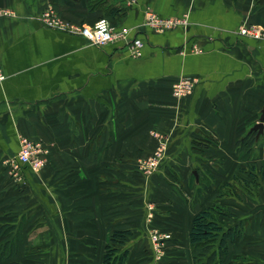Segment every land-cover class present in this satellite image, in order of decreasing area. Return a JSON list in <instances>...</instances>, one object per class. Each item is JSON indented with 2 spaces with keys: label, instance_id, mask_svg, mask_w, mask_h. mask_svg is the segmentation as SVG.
<instances>
[{
  "label": "crops",
  "instance_id": "0c3cea01",
  "mask_svg": "<svg viewBox=\"0 0 264 264\" xmlns=\"http://www.w3.org/2000/svg\"><path fill=\"white\" fill-rule=\"evenodd\" d=\"M114 5L123 13L106 15ZM48 8L74 26L108 16L142 41L140 54L49 28L39 20ZM0 9V246L5 229L17 237L12 260L101 264L113 230L140 234L153 220L172 241L156 260L127 241L124 264H201L192 218L218 205L231 213L224 228L246 222L221 264H264V178L249 200L223 190L246 165L264 173V121L249 154L235 149L264 107V41L237 29L264 27V0H0ZM148 12L187 23L154 32ZM185 78L196 79L191 92L175 97ZM154 132L166 149L145 174ZM21 138L46 149L39 170L18 163Z\"/></svg>",
  "mask_w": 264,
  "mask_h": 264
},
{
  "label": "trees",
  "instance_id": "16d2710c",
  "mask_svg": "<svg viewBox=\"0 0 264 264\" xmlns=\"http://www.w3.org/2000/svg\"><path fill=\"white\" fill-rule=\"evenodd\" d=\"M106 13V15L117 17L123 13V8L118 5L109 6ZM100 17L107 18L108 16ZM108 20L111 24L116 25L111 19ZM256 143L255 132H247L235 143V149L238 152L244 151L249 154ZM241 171L243 175L236 177L235 182L227 183L223 190H226L229 195H234L239 200L245 201L258 194L264 173L253 165H246ZM230 215L229 211L220 208L218 205H213L200 210L193 216L189 241L194 247L200 248L199 253L196 257L194 256L195 262H197V258L204 257L205 261L201 264L222 263L223 257L228 251L229 243H233L240 238L244 226H246V222L239 221L224 228V217ZM260 223L261 225L264 224V214ZM7 232V229L3 232L6 237L3 246H0V264H21L19 261L12 260L13 255L17 253L15 245L17 237L10 238V234ZM132 234L133 232L130 229L113 230L108 243L105 245L101 264H124L128 258L129 250L119 251V248L127 243ZM215 244L216 249H214Z\"/></svg>",
  "mask_w": 264,
  "mask_h": 264
},
{
  "label": "built area",
  "instance_id": "2783aa9c",
  "mask_svg": "<svg viewBox=\"0 0 264 264\" xmlns=\"http://www.w3.org/2000/svg\"><path fill=\"white\" fill-rule=\"evenodd\" d=\"M7 12L0 9V15ZM39 20L47 27L53 29L67 30L85 37L91 44L103 46L109 42L123 41L133 56L140 54L142 41L137 38H130V30L127 27H117L111 24L106 17L98 18L92 25L74 26L62 21L50 8L41 12ZM185 16L161 17L155 12H148L144 24L154 32H164L180 25H185ZM237 33L252 39L264 41V27L256 24H241ZM4 78L0 64V80ZM195 78H185L174 84L172 93L175 97H182L191 92ZM157 138V145L153 152L142 162L141 168L145 174H151L159 165V162L166 149V139L159 134L153 133ZM46 149L39 143L27 138H21L20 148L17 154V161L23 166L29 167L32 171L39 170L46 160ZM152 246L157 256L162 254L163 244L170 236L160 229L150 231Z\"/></svg>",
  "mask_w": 264,
  "mask_h": 264
},
{
  "label": "rangeland",
  "instance_id": "374dc122",
  "mask_svg": "<svg viewBox=\"0 0 264 264\" xmlns=\"http://www.w3.org/2000/svg\"><path fill=\"white\" fill-rule=\"evenodd\" d=\"M152 210V209H151ZM153 219V218H152ZM151 221H153V220H150L149 221V226H153V227H149V228H146V229H144V231L142 232V233H140L139 234V231L137 232V233H133L132 234V236L128 239V241L129 242H131V245H133L132 247H134L135 246V244H137V243H139V242H143L144 244H145V247H144V251H145V253L148 251V254L150 253V256H151V258H152V260L154 259V260H156L155 258H160L161 257V255H159V256H157L156 255V253H155V250L153 249V246H152V239H151V235H150V231L152 230V229H160V230H163L164 232H166V233H168V231L166 230V228L165 227H161L160 228V226H156L155 224H151ZM165 222L167 223V228L170 226L171 227V225H172V223L170 222V220H165ZM165 229V230H164ZM170 236V235H169ZM170 238H172V236L170 237ZM168 239V240H165V242H164V246H163V248H166V245H167V243L169 242V241H172L171 239ZM164 253V255H162V256H165V254H169L170 256L172 255L171 254V251H169V250H167L166 249V251L165 252H163Z\"/></svg>",
  "mask_w": 264,
  "mask_h": 264
},
{
  "label": "water",
  "instance_id": "95a60500",
  "mask_svg": "<svg viewBox=\"0 0 264 264\" xmlns=\"http://www.w3.org/2000/svg\"><path fill=\"white\" fill-rule=\"evenodd\" d=\"M263 121H264V107L261 110L258 121L253 124L249 131L255 132V139L257 140L259 135L263 132Z\"/></svg>",
  "mask_w": 264,
  "mask_h": 264
}]
</instances>
